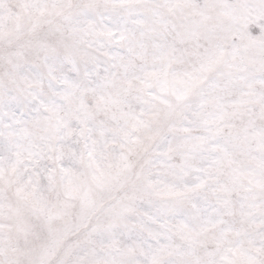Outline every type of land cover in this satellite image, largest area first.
Here are the masks:
<instances>
[{"label": "snow or ice", "instance_id": "1", "mask_svg": "<svg viewBox=\"0 0 264 264\" xmlns=\"http://www.w3.org/2000/svg\"><path fill=\"white\" fill-rule=\"evenodd\" d=\"M0 264H264V0H0Z\"/></svg>", "mask_w": 264, "mask_h": 264}]
</instances>
